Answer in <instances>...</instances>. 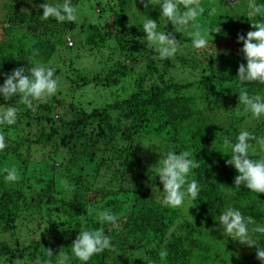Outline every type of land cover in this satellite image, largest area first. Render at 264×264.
<instances>
[{
  "label": "trees",
  "instance_id": "16d2710c",
  "mask_svg": "<svg viewBox=\"0 0 264 264\" xmlns=\"http://www.w3.org/2000/svg\"><path fill=\"white\" fill-rule=\"evenodd\" d=\"M44 2L0 3V86L15 68L28 74L36 62L53 67L58 81L56 94L35 111L18 95L0 96V111L18 109L14 125H0L7 145L0 151V264H34L37 258L57 264L62 254L69 264H82L72 242L79 232L101 228L112 247L86 264H261L254 247L224 232L219 216L231 207L264 227V193L236 187L238 173L225 163L231 158L225 141L235 143L241 131L256 137L249 140V158H264V144L258 142L264 140V115L244 113L239 101L242 89L264 97V84H242L237 77L238 66L246 65L237 35L255 30L251 24L262 17L251 15L249 5L264 0H201L205 11L198 22L221 29L202 50L191 48L193 29L175 32L155 0L148 8L139 0H70L77 9L88 2L97 13L95 21L82 15L78 23L42 19ZM213 7L216 14L210 16ZM147 18L178 40L174 57L161 60L155 46H147L142 30ZM69 37L76 49L85 47L98 65L103 62L101 67L75 65L77 51H66L72 48ZM104 50L110 56L101 61ZM83 89L93 97H76ZM104 89L110 92L100 101L95 95ZM217 110L221 118L214 123ZM183 151L200 164L187 177L200 187L191 200L197 204L193 219L162 203L156 175L168 152ZM6 167H15L20 180L6 181ZM105 209L117 216L118 227L98 220ZM254 239L264 247V233Z\"/></svg>",
  "mask_w": 264,
  "mask_h": 264
},
{
  "label": "clouds",
  "instance_id": "9594fccd",
  "mask_svg": "<svg viewBox=\"0 0 264 264\" xmlns=\"http://www.w3.org/2000/svg\"><path fill=\"white\" fill-rule=\"evenodd\" d=\"M139 2L145 8L151 4V0H139ZM155 3L160 6L161 16L174 26L175 32L179 33L189 27L193 29L189 35L192 37L194 49L206 48L209 43L208 37L212 36L211 33L221 32L217 24L204 28L198 22V18L205 11L204 7L201 6V0H155ZM39 7L43 9L41 17L44 20L51 17L59 22H75L78 19V9L72 6L70 0H64L62 4H50L45 0ZM249 7L251 15H259L262 20L251 24V27L255 29L254 31H248L246 35H237V42L243 43L240 51L246 61V65L241 63L238 66L237 77L242 84L252 81L264 84V4L250 3ZM215 14L216 9L213 7L208 15ZM157 28V22L153 19L147 18L143 23L142 30L145 33L144 39L147 41V46H155L161 60L174 57L179 50L178 40L171 32L158 31ZM68 39L71 40V44L68 43ZM140 42L143 43L144 40H140ZM66 44L68 46L74 45L71 37L67 38ZM217 54L215 50V56ZM54 73L53 67L39 62H36L29 69L28 74L25 73L24 67L15 68L0 86V96L7 100L18 95L21 104L35 111L38 103H44L56 94L58 81L54 78ZM239 101L244 105V113L250 111L255 118L264 115V97L260 95L249 96L248 92L242 89L239 94ZM17 113L18 109L15 107H8L0 111V125H14L17 120ZM252 139H256L253 134L248 131H241L235 143L226 140L225 144L231 148V158L225 163L233 166L238 173L234 178L236 187L243 185L248 190L258 194L264 193V158L259 160L249 158V140ZM258 142L264 144V140ZM6 146L5 136L0 132V151H3ZM191 156L192 154L188 151L179 154L168 152L166 157L160 161L156 175L163 185L165 195L162 203L165 206L177 208L183 204L186 197L193 201L198 198L200 191L198 182L195 179L189 182L187 179L193 169L200 167L198 160L190 158ZM3 171L6 173L5 180L10 183L17 182L21 178L15 167H6ZM64 186L68 191L72 190L71 186L66 183ZM97 217L100 222H107L118 227L117 216L107 209L99 211ZM219 221L224 232L230 238L250 248L254 247L256 258L261 264H264V247L258 246V241L254 239L255 233H264V227L257 225L252 216L245 218L240 211L231 207L220 214ZM249 225H253V227L250 229ZM71 245L72 253L82 264H86L93 255L112 247L111 238L104 234L102 228L79 232ZM47 252L49 256L53 255L51 250H47ZM166 256V251L160 252L161 259L166 258ZM34 264H41V261L37 258ZM57 264H69V256L67 254L60 255Z\"/></svg>",
  "mask_w": 264,
  "mask_h": 264
},
{
  "label": "rangeland",
  "instance_id": "374dc122",
  "mask_svg": "<svg viewBox=\"0 0 264 264\" xmlns=\"http://www.w3.org/2000/svg\"><path fill=\"white\" fill-rule=\"evenodd\" d=\"M3 1L4 0H0V3L1 4H3ZM6 1H8V0H6ZM13 0H10V3L12 2ZM229 3H235V2H233L234 0H227ZM82 5H80L79 7H78V11H77V17H78V19L76 20V22L78 23V21H80L82 18H83V16L82 15H86V16H88L89 17V19L90 20H92V21H95V19H97V13L95 12V8H91L90 7V5L88 4V2H86L85 4H83V3H81ZM229 7V6H228ZM232 7V6H231ZM230 7V8H231ZM2 15V14H1ZM0 15V16H1ZM2 17H0V19H1ZM69 36V35H68ZM77 47H76V44L74 43V45L72 46V48L71 49H66V51H70V53H73V52H76L77 51V55H78V57L74 60V64L75 65H78L80 68H84V67H86V68H89L90 70H93L94 69V67H97V66H99V67H101V65L103 64V62L101 63V64H97V59L96 58H93L92 56H90L89 54H88V51L85 49V47H84V49H82L81 48V50H78V49H76ZM192 49H194L193 48V46L191 47ZM67 54H68V52H66ZM64 56L66 57V55L64 54ZM110 55L108 54V52H106V50H104V52H103V54L102 55H100V59H101V61H104V60H106V58H108ZM103 59V60H102ZM66 60H67V58H66ZM61 65H63V63L61 64ZM64 65H67V62H65L64 63ZM176 68L177 69H175L174 70V73H176L177 75L180 73V72H182V69H181V67L180 66H176ZM141 70H139V69H137V71H136V76H138V72H140ZM149 82V81H148ZM62 86L64 87V88H66V89H68V83H66V82H62ZM99 89H101V88H99ZM112 92L113 91H115V89L116 88H109ZM109 89H104V91H99V90H97V92H98V94L99 95H95L100 101H102L104 98H105V95H102V96H100L101 94H104L105 92L106 93H108V92H110L109 91ZM93 92V91H92ZM92 92H90V91H85V89H83L81 92H79L77 95H76V97H81L82 99H91L92 97H93V94H92ZM68 98V101H70L71 100V96H68L67 97ZM94 103H97V102H94ZM219 111L217 110L216 112H215V114H217V118L214 120L215 122L214 123H218L219 122V120H220V114L218 113ZM63 183H66L67 184V182L64 180V182ZM68 185V184H67ZM68 196V191L67 192H64V197H67ZM194 205V206H193ZM191 206V207H190ZM177 208H179V209H181V211H182V213L186 216V218H188V219H193L195 216H196V214H195V211H196V208H197V204L196 203H194L193 201H191L189 198H185V200H184V202H183V204L181 205V206H179V207H177ZM217 243H220L219 241H217ZM17 264H23V262H21V260L20 261H17Z\"/></svg>",
  "mask_w": 264,
  "mask_h": 264
},
{
  "label": "built area",
  "instance_id": "2783aa9c",
  "mask_svg": "<svg viewBox=\"0 0 264 264\" xmlns=\"http://www.w3.org/2000/svg\"><path fill=\"white\" fill-rule=\"evenodd\" d=\"M68 43H70V44H71V40H69V39H68Z\"/></svg>",
  "mask_w": 264,
  "mask_h": 264
}]
</instances>
